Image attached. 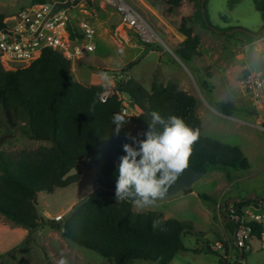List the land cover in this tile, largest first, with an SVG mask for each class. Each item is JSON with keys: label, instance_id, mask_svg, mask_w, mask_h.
<instances>
[{"label": "rangeland", "instance_id": "1", "mask_svg": "<svg viewBox=\"0 0 264 264\" xmlns=\"http://www.w3.org/2000/svg\"><path fill=\"white\" fill-rule=\"evenodd\" d=\"M127 1L139 9L172 53L166 49L162 52L145 50L132 30L121 26L118 13L109 4L104 0H89L76 21L82 19L91 25L95 49L79 59H69L72 79L104 86L100 73L105 72L112 82L106 89L113 90L119 76H122V80L131 77L146 89H150L155 82L164 85L174 83L199 99L195 112L201 119L202 133L238 146L246 158L248 168L233 170L211 167L190 188L198 194H207L209 198L183 190L147 208L140 209L132 203V209L136 212L157 211L166 218L185 221L193 228L190 233L182 236L186 250L176 253L169 264H230L223 257L229 249L213 253L195 252L194 249L203 246L207 240L211 244L216 237L212 230L215 227L211 224L219 220L216 213L210 219L209 212L220 191L226 195L236 191L245 197L250 192L256 195L264 192V131L261 129L264 125V102L256 103L246 87L248 76L264 78V32L261 29L264 15L256 9L255 0H208L205 7L207 20L219 30L214 32L205 28L194 16V7L187 0H183L170 14L164 12L163 0ZM32 2L0 0V13L8 18ZM70 12L77 14L74 10ZM183 17L188 18L187 26L199 37L200 54L192 62L181 60L173 52L185 37L178 29ZM235 27L259 33L260 36L247 42L241 31L227 34L226 31ZM133 61L135 63L127 67ZM108 71H120V74H110ZM121 94L128 102L129 99ZM219 100L230 102L236 107L232 116L217 111L213 104ZM128 110L133 115L140 112L132 104H129ZM13 122L14 125L7 122L5 109L0 103V153L16 156L24 149L50 145L46 140L31 139L24 135L21 131L24 122ZM79 167V179L69 186L56 188L53 192L37 193L36 204L43 216L54 219V216L63 215L64 218L75 203L98 185L95 169L90 166L88 158H82ZM225 171L232 176H226L223 173ZM224 179L227 182L225 188L221 186ZM259 206L260 212H264V197L260 199ZM220 222L223 225L225 223L223 219ZM233 228L235 226L230 224L227 227L228 233ZM216 238L224 242L226 240L221 233ZM249 244L241 264H264V247L255 239H251ZM236 252H231L232 264L238 260ZM62 259L66 264L108 263L105 257L65 238L61 230L48 225L29 229L0 214V264H60ZM131 264L155 263L135 259Z\"/></svg>", "mask_w": 264, "mask_h": 264}, {"label": "trees", "instance_id": "2", "mask_svg": "<svg viewBox=\"0 0 264 264\" xmlns=\"http://www.w3.org/2000/svg\"><path fill=\"white\" fill-rule=\"evenodd\" d=\"M37 1L43 0H33ZM182 1L163 0L164 12L172 13ZM187 1L194 7V16L211 30L202 19L200 0ZM255 7L264 15V0H255ZM4 19V14L0 13V28L4 27ZM187 21V17L182 18L178 29L185 37L173 52L181 60L192 62L200 54L199 37L187 26ZM73 30L70 23L68 31L72 38L75 36ZM243 34L247 42L254 39L245 32ZM134 63L130 62L127 67ZM119 77L113 93L102 102L100 95L106 88L72 79L70 60L54 49H44L28 66L15 70L5 69L0 63L1 105L9 112L11 120L24 122L21 127L24 135L50 142L48 146L21 150L16 156L0 153V214L29 229L48 225L61 230L62 235L74 244L105 257L107 264H131L135 259L169 264L176 253L186 250L182 236L193 228L185 221L166 218L157 211L136 212L127 200L117 203L113 191L90 196L66 220L46 218L36 204L40 191L53 192L77 181L82 158L92 157L106 176L117 177L119 158L124 154L122 145L130 142L126 133L145 138L143 133L149 130L154 110L165 118L179 116L198 133L191 145L187 166L196 170L206 168L207 171L214 166L233 170L248 168L238 146L202 133L201 119L195 112L199 101L196 96L174 83L155 82L146 89L131 77L126 80ZM117 92H127L130 103L140 109L138 114H125L126 122L118 134L112 123V115L122 113ZM213 106L226 116H232L236 111V107L227 101H216ZM161 130L159 125L152 129ZM198 195L209 198L204 193ZM240 198L243 199L241 202L229 203L236 215L241 216L247 204L259 206L260 200ZM229 204L224 203V206ZM154 220L161 221L155 230L152 227ZM230 224L236 226L237 222L231 218L224 223L226 227ZM248 225L252 231L242 247V258L250 240H259L261 231L256 222Z\"/></svg>", "mask_w": 264, "mask_h": 264}, {"label": "built area", "instance_id": "3", "mask_svg": "<svg viewBox=\"0 0 264 264\" xmlns=\"http://www.w3.org/2000/svg\"><path fill=\"white\" fill-rule=\"evenodd\" d=\"M89 0H43L32 2L20 9L16 14L5 17L4 27L0 28V63L8 70H15L19 67L28 66L38 58L46 48L58 51L66 59H79L85 53L94 51V30L85 21H76L78 15L84 12V6ZM119 15L121 26H126L135 34L138 40L144 45H158L170 53L172 50L161 38L158 31L147 21L139 9L127 0H104ZM69 4L62 8L57 5ZM74 10L76 13H71ZM7 18V19H6ZM73 24L75 36L69 35L68 25ZM247 88L256 103L264 102V78H253L248 76ZM113 93L106 89L100 95L102 102ZM121 102V112L126 115H133L129 112L130 101L126 102L123 95L118 93ZM264 131V125L261 126ZM220 211L222 207L220 206ZM231 217L238 216L235 220L237 225L233 230L234 240L221 241L215 239L210 244L212 251L231 249L235 247L239 260V248H242L250 236L252 228L249 222L260 224L261 231L259 242L264 247V212H260V206L247 204L243 207L242 215H236L234 207L229 204L226 207ZM63 219V215L54 216V220ZM232 236V238H233ZM227 253V252H226Z\"/></svg>", "mask_w": 264, "mask_h": 264}, {"label": "clouds", "instance_id": "4", "mask_svg": "<svg viewBox=\"0 0 264 264\" xmlns=\"http://www.w3.org/2000/svg\"><path fill=\"white\" fill-rule=\"evenodd\" d=\"M100 78L105 88L111 86L108 73L101 72ZM125 122V114L114 113V132L118 134ZM157 125L162 130L152 131ZM148 127L149 130L143 133V139L126 133L130 142L122 145L124 154L119 158L115 188L117 203L136 197L133 203L140 209L153 205L158 197L164 196L168 186L187 167L191 145L198 138V133L189 128L179 116L169 115L165 118L155 110L151 112ZM160 224L161 221L154 220L153 229ZM60 264L66 262L62 259Z\"/></svg>", "mask_w": 264, "mask_h": 264}, {"label": "water", "instance_id": "5", "mask_svg": "<svg viewBox=\"0 0 264 264\" xmlns=\"http://www.w3.org/2000/svg\"><path fill=\"white\" fill-rule=\"evenodd\" d=\"M204 2H205V0H200V13H201L202 19L204 20L206 26H210L211 29L214 32H219L218 29L212 27L209 24V22L207 20V17H206V14H205ZM68 6H69V4L57 5V7H59V8L60 7L66 8ZM235 31L245 32V33H247L248 35H250V36H252L254 38H259V36H260L259 33H253L251 31H248V30H246L244 28H241V27H235V28H232V29H230V30H228L226 32H227V34H232ZM262 31L264 32V28L262 29ZM143 47L147 51L148 50H155V51H159V52L163 51V48L161 46H158V45H144L143 44ZM108 72L110 74H117V75L120 74V71H108ZM123 94L130 100V95L127 92H123ZM5 115H6V118H7V122L10 125H14V122L11 120L9 112L7 111V109H5ZM88 160H89L90 166L95 169V175H96V178L98 180V185L89 194H87L83 199H81L80 201H78L77 203H75L72 206L71 210H69V212L64 216V220L68 219L71 216V214L81 204H83L84 202H86L89 199L90 196H95V195H97L98 193H100L102 191H113V192H115L117 177H115V176H112V177L106 176L102 172L101 168L97 165V163L94 161V159L92 157H89ZM206 173H207V169L206 168H202V169L196 170V169H193V168L187 166L185 169L182 170V172L177 177V179L171 185L168 186V189H167L166 193L164 194V196L163 197H158L156 199V201L173 197L178 192H181V191L186 190V189H190L192 184L195 181H197L199 178L204 176ZM263 197H264V192H262L260 195H256L254 192H250L246 196L245 199H250L251 198L253 200H260ZM135 199H136V197H129V198H127V201H129L132 204ZM242 200L243 199H241L240 197H235L231 201L227 202L226 204H229V203H232V202H241ZM226 211H227V209H226V207L223 204L222 205V213H223L224 218H227L228 220H230L231 218L236 220L238 218V216L231 217L230 215H226ZM233 240H234V236H233ZM242 254H243V249L239 248V260L241 259Z\"/></svg>", "mask_w": 264, "mask_h": 264}, {"label": "crops", "instance_id": "6", "mask_svg": "<svg viewBox=\"0 0 264 264\" xmlns=\"http://www.w3.org/2000/svg\"><path fill=\"white\" fill-rule=\"evenodd\" d=\"M226 176H232V174L230 173V172H227V171H225V172H223ZM226 184H227V182L225 181V179L221 182V186L222 187H226ZM190 193H193L194 195H196V196H199L198 195V193L197 192H194V191H190ZM247 193V192H246ZM249 194V193H248ZM235 197H241L240 196V194L238 193V192H234L233 194H231V195H226V193H223L222 191H220L219 192V196L214 200V202H213V206H212V208H211V210H210V212H209V216H210V219L212 218V215L214 214V213H216V215H217V217H218V220H219V222H213L211 225L213 226V227H215V228H212V230H213V232L216 234V237H218V233H221L227 240H230L231 241V243H233V238H232V236H233V230H234V228H233V230L230 232V233H228V231H227V227L226 226H224L220 221L223 219L224 220V222L225 223H228L229 222V220L227 219V218H224V216H223V213H222V210L220 211V206L222 207V205L224 204V203H227V202H229V201H231L233 198H235ZM214 203H215V205H214ZM216 211V212H215ZM226 215H229V213L226 211ZM225 215V216H226ZM205 235H201V237H204ZM214 238V240L215 239H218V238ZM207 242V243H206ZM212 242V241H211ZM204 246V247H203ZM203 246H200V247H197V252H209V253H213L212 252V250L210 249V244H209V242H208V240L207 241H205L204 243H203ZM233 250H235V251H237L236 250V248L235 247H233L231 250L229 249L228 251H227V253H224L223 254V256L224 257H226L227 259H228V262H230V264H232V261H231V252H233ZM239 253V252H238Z\"/></svg>", "mask_w": 264, "mask_h": 264}, {"label": "flooded vegetation", "instance_id": "7", "mask_svg": "<svg viewBox=\"0 0 264 264\" xmlns=\"http://www.w3.org/2000/svg\"><path fill=\"white\" fill-rule=\"evenodd\" d=\"M244 33V32H243ZM247 34V33H246ZM250 36V35H249ZM254 38V37H253Z\"/></svg>", "mask_w": 264, "mask_h": 264}]
</instances>
